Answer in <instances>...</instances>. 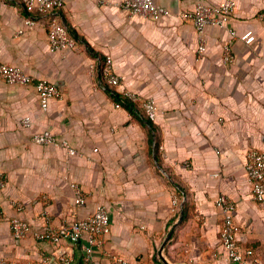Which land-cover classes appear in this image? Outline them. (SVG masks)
Segmentation results:
<instances>
[{
    "label": "crops",
    "instance_id": "0c3cea01",
    "mask_svg": "<svg viewBox=\"0 0 264 264\" xmlns=\"http://www.w3.org/2000/svg\"><path fill=\"white\" fill-rule=\"evenodd\" d=\"M122 1L64 0L62 8L40 14L19 0H0L2 60L37 79L48 78L63 91L45 110L33 84L0 76V167L8 176L0 189L5 213L0 254L23 264L44 255L60 264L59 250L73 259L71 264H113L115 256L127 264H225L223 213L215 204L225 193L237 204L240 243L256 248L264 259V201L254 199L245 167L250 149L264 150V25L259 18L264 0H236L226 26L206 28L203 56L197 53L194 24L180 12L198 1L223 0H157L172 11L159 20L129 15ZM53 15L76 31L79 48L50 50ZM28 17L35 24L27 25ZM250 30L252 43L241 38ZM225 43L235 55L231 63L222 59ZM107 55L123 81L119 89L158 103L154 128L124 104L117 107L100 71L88 73L89 62ZM26 115L32 117L28 127L22 124ZM44 129L66 138L78 153L34 142L33 134ZM72 181L86 193L82 204L75 203ZM13 201L24 203L22 216L37 230L45 227L46 216L58 225L86 217L104 203L111 232L87 261L84 238L77 243L32 234L16 238L7 220L17 214Z\"/></svg>",
    "mask_w": 264,
    "mask_h": 264
},
{
    "label": "built area",
    "instance_id": "2783aa9c",
    "mask_svg": "<svg viewBox=\"0 0 264 264\" xmlns=\"http://www.w3.org/2000/svg\"><path fill=\"white\" fill-rule=\"evenodd\" d=\"M26 8L35 9L40 14H46L60 9L64 5V0H19ZM121 7L129 15H149L159 20L170 14L172 11L166 5L157 0H123ZM236 8V0H223L219 4H211L198 1L190 10L180 12L182 19L191 21L198 34L197 53L203 56L207 50L206 28L209 25L226 26ZM259 18L264 25V10L259 13ZM26 24L31 26L35 24L32 17L26 18ZM233 35H236L234 29H230ZM21 28L18 33H23ZM248 43L255 40L253 31H247L242 36ZM48 44L52 51H66L79 47V40L70 31L69 27L58 17L53 15L48 24ZM222 59L224 63H231L235 59L232 46L225 43L223 46ZM0 76L9 83L15 84H33L39 96L40 105L47 110L52 98H62L63 91L53 81L48 78H36L27 73L21 66L13 65L2 60L0 57ZM101 79L105 85L114 88L116 91L127 97L135 103H141L145 115L152 121H155L159 115L160 108L158 103L152 97L143 98L139 93L125 88L119 89L122 80L113 68V58L108 55L101 65ZM118 102L117 107L121 106ZM25 127L32 125V117L26 115L22 119ZM33 141L39 144L60 145L64 147L69 154H77L76 148L71 146L70 142L63 137L58 136L50 129L37 131L33 134ZM162 147V146H161ZM95 150H98L95 148ZM246 173L252 185L254 199L258 202L264 201V150L252 148L246 155ZM8 176L4 169L0 167V189L7 184ZM74 190V200L76 204H82L86 200V193L81 185L75 181L71 182ZM173 209L177 210L179 206L178 196L174 193L172 198ZM13 206L17 214L8 220L10 229L16 238H22L32 234L39 240L59 243L64 239L73 243L85 239L84 252L85 259L91 260L92 251L95 247H102L110 232L111 218L108 207L104 203H98L94 211L86 217L63 220L58 225L50 223V217L46 216V225L42 230L34 229L31 222L22 216L24 203L13 201ZM215 204L222 210L223 218L220 225V239L226 251L225 264H264V259L259 255L256 248L240 243V233L242 227L236 220L237 204L234 199L225 193H220L215 200ZM5 219V213L0 206V224ZM60 264H71L73 259L63 251H58ZM0 264H23L19 260L11 259L0 254ZM30 264H51L49 256H42ZM113 264H127L122 257L115 256Z\"/></svg>",
    "mask_w": 264,
    "mask_h": 264
},
{
    "label": "trees",
    "instance_id": "16d2710c",
    "mask_svg": "<svg viewBox=\"0 0 264 264\" xmlns=\"http://www.w3.org/2000/svg\"><path fill=\"white\" fill-rule=\"evenodd\" d=\"M66 24V23H65ZM67 25V24H66ZM70 29V31L77 37V39L80 41L81 38L79 37V35L76 33V31L71 28L69 25H67ZM88 48L89 50H92V47L90 45H88ZM100 59H102V56H99ZM108 86V85H107ZM109 90L112 91V94L114 95L115 99L118 101V102H121L122 104H124V106L130 111V113L133 115V114H143L146 122L152 127L154 128L155 125L153 123L152 120H150L149 118L146 117L145 115V112H144V109L143 107L141 106V104L139 103H135V102H132L131 100H129L127 97H125L124 95H122L121 93H119L118 91H116L114 88L112 87H109ZM141 110V111H139ZM187 211V208L184 207V217H185V213ZM159 263L160 264H163L160 260H159Z\"/></svg>",
    "mask_w": 264,
    "mask_h": 264
},
{
    "label": "rangeland",
    "instance_id": "374dc122",
    "mask_svg": "<svg viewBox=\"0 0 264 264\" xmlns=\"http://www.w3.org/2000/svg\"><path fill=\"white\" fill-rule=\"evenodd\" d=\"M263 11V10H262ZM79 47H80V42H79ZM78 47V48H79ZM108 56V55H107ZM106 56V57H107ZM106 57H103L99 62H98V60L97 59H93L91 62H89L88 63V65H87V71H88V73L90 74V75H96L97 76V73L100 71V73H101V65H102V63L104 62V60L106 59ZM123 82V81H122ZM97 83V81H95V84ZM123 84V83H122ZM124 85V84H123ZM128 90H130V89H128ZM131 91H135V90H131ZM135 92H137V91H135ZM138 93V92H137ZM139 104H140V102H139ZM139 111H141V110H139ZM141 116H143V114L141 113L140 114ZM129 116L131 117V114L129 113ZM144 117V116H143Z\"/></svg>",
    "mask_w": 264,
    "mask_h": 264
},
{
    "label": "water",
    "instance_id": "95a60500",
    "mask_svg": "<svg viewBox=\"0 0 264 264\" xmlns=\"http://www.w3.org/2000/svg\"><path fill=\"white\" fill-rule=\"evenodd\" d=\"M182 215H183V213L181 214L179 221H181V220H182Z\"/></svg>",
    "mask_w": 264,
    "mask_h": 264
}]
</instances>
